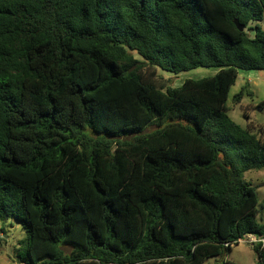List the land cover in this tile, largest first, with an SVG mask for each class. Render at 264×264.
<instances>
[{
	"label": "trees",
	"instance_id": "trees-1",
	"mask_svg": "<svg viewBox=\"0 0 264 264\" xmlns=\"http://www.w3.org/2000/svg\"><path fill=\"white\" fill-rule=\"evenodd\" d=\"M262 23L264 0H0V222L26 232L17 263L205 264L264 239L244 178L264 169V127L227 105L241 72H264ZM143 65L218 72L162 88Z\"/></svg>",
	"mask_w": 264,
	"mask_h": 264
},
{
	"label": "rangeland",
	"instance_id": "rangeland-1",
	"mask_svg": "<svg viewBox=\"0 0 264 264\" xmlns=\"http://www.w3.org/2000/svg\"><path fill=\"white\" fill-rule=\"evenodd\" d=\"M264 28V23L261 24ZM139 61L143 60L135 55ZM142 71L149 79H152L158 87L178 88L187 80H199L212 77L217 74L216 68H197L189 72L173 75L161 71L159 68H150L148 65L142 66ZM249 81V83H248ZM248 86L251 96H245L240 103H234L233 97L242 88ZM264 72L251 71L241 72L236 84L232 87L227 105L229 107L230 118L238 125L246 128L249 126L256 135L261 136V129L264 127ZM155 126L148 128L145 133L152 132ZM131 138L128 137L127 140ZM245 180L251 182L256 188L259 203L258 209L261 211L259 221L264 224V169L249 171L244 176ZM3 227V234L0 240V264H18L17 250L23 248L27 242V236L22 226L14 220L0 222ZM261 239L256 236H248L240 244L233 246L232 250L222 256L209 259L205 264H257V256L252 244L259 243ZM264 239H262V242Z\"/></svg>",
	"mask_w": 264,
	"mask_h": 264
},
{
	"label": "water",
	"instance_id": "water-1",
	"mask_svg": "<svg viewBox=\"0 0 264 264\" xmlns=\"http://www.w3.org/2000/svg\"><path fill=\"white\" fill-rule=\"evenodd\" d=\"M235 25L237 26V28H238L240 31H243V30L245 29L244 26L241 25V24L239 23L238 20L235 21Z\"/></svg>",
	"mask_w": 264,
	"mask_h": 264
},
{
	"label": "built area",
	"instance_id": "built-area-1",
	"mask_svg": "<svg viewBox=\"0 0 264 264\" xmlns=\"http://www.w3.org/2000/svg\"><path fill=\"white\" fill-rule=\"evenodd\" d=\"M260 242H262V240H261ZM263 242H264V241H263Z\"/></svg>",
	"mask_w": 264,
	"mask_h": 264
},
{
	"label": "crops",
	"instance_id": "crops-1",
	"mask_svg": "<svg viewBox=\"0 0 264 264\" xmlns=\"http://www.w3.org/2000/svg\"><path fill=\"white\" fill-rule=\"evenodd\" d=\"M248 83H249V81H248Z\"/></svg>",
	"mask_w": 264,
	"mask_h": 264
}]
</instances>
